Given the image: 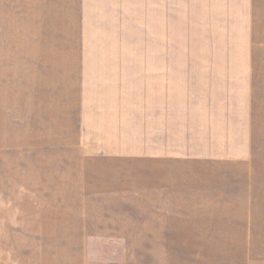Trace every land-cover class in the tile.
<instances>
[{
	"label": "crops",
	"instance_id": "0c3cea01",
	"mask_svg": "<svg viewBox=\"0 0 264 264\" xmlns=\"http://www.w3.org/2000/svg\"><path fill=\"white\" fill-rule=\"evenodd\" d=\"M212 1L188 0L189 24L220 12L241 53H252L242 84L261 97L237 98L232 112L190 113L203 140L183 150L164 141L162 68L153 97L148 68L131 54L156 53L158 63L180 0H0L13 125L26 123L43 185L71 203L51 217L140 219L165 227L164 248L264 264V0Z\"/></svg>",
	"mask_w": 264,
	"mask_h": 264
},
{
	"label": "rangeland",
	"instance_id": "374dc122",
	"mask_svg": "<svg viewBox=\"0 0 264 264\" xmlns=\"http://www.w3.org/2000/svg\"><path fill=\"white\" fill-rule=\"evenodd\" d=\"M190 4L180 0V25L165 27L174 33H165L158 63L156 53H140V59L138 53H131L133 64L148 68V91L153 97L156 85L151 77L155 66L158 76L162 68L164 141L183 150L189 142L203 140L194 132L199 123L197 118L189 120L190 113L210 108L232 112L240 108L237 98L261 97L258 91L250 95L242 84V73L253 65L252 53H241L244 47L234 41L230 26L220 25L218 10L205 11L212 14L205 18L208 24L190 25L194 21L189 18ZM12 51L10 41H1L0 53ZM261 60L256 65H264ZM10 80V75L1 73L0 264H219L215 260L219 251L164 248L171 239L163 233L165 227L139 225L140 219L51 217L70 209L71 203L60 201L65 196L43 185V171L35 169L36 154L29 152L27 125L23 129L13 125ZM157 91L159 97V83ZM230 98L232 102L225 104Z\"/></svg>",
	"mask_w": 264,
	"mask_h": 264
}]
</instances>
